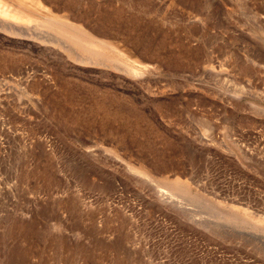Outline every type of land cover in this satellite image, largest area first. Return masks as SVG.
<instances>
[{
	"label": "rangeland",
	"instance_id": "374dc122",
	"mask_svg": "<svg viewBox=\"0 0 264 264\" xmlns=\"http://www.w3.org/2000/svg\"><path fill=\"white\" fill-rule=\"evenodd\" d=\"M0 5V264H264V0Z\"/></svg>",
	"mask_w": 264,
	"mask_h": 264
},
{
	"label": "bare ground",
	"instance_id": "6f19581e",
	"mask_svg": "<svg viewBox=\"0 0 264 264\" xmlns=\"http://www.w3.org/2000/svg\"><path fill=\"white\" fill-rule=\"evenodd\" d=\"M2 3H3V2H2ZM3 4H4V3H3ZM41 5H43V4L41 3ZM0 6H1V5H0ZM2 6H3V5H2ZM31 6H33V5H31ZM43 6H44V5H43ZM4 7H5V6H4ZM44 7H45V6H44ZM0 8H2V7H0ZM9 8H11V7H9ZM42 8H43V7H42ZM3 9H4V8H3ZM3 9H2V10H3ZM0 11H1V10H0ZM5 11H7V10H5ZM0 14H1V13H0ZM2 14H3V12H2ZM11 17H12V16H11ZM19 17H20V16H19ZM23 20H24V19H23ZM9 22H11V21L9 20ZM12 22H13V21H12ZM48 22H49V21H48ZM13 23H14V22H13ZM62 24H63V23H62ZM64 24H65V23H64ZM13 25H14V27H15L16 24L14 23ZM17 26H18V25H17ZM67 26H68V25H67ZM67 26H66V27H67ZM79 28H80V27H79ZM83 30H84V29H83ZM77 32H78V31H77ZM90 38H91V37H90ZM66 43H67V42H66ZM119 62H120V61H119ZM120 63H121V62H120ZM132 70H133L134 72H137V71H135L134 69H132ZM161 191H162V193H163L164 190H161ZM164 193H165V192H164ZM169 197H171V196H169ZM171 198H172V197H171Z\"/></svg>",
	"mask_w": 264,
	"mask_h": 264
}]
</instances>
